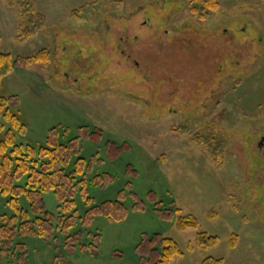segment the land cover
Listing matches in <instances>:
<instances>
[{
  "label": "rangeland",
  "instance_id": "obj_1",
  "mask_svg": "<svg viewBox=\"0 0 264 264\" xmlns=\"http://www.w3.org/2000/svg\"><path fill=\"white\" fill-rule=\"evenodd\" d=\"M216 1L218 11L200 21L190 0H0V55H48L46 64L16 68L0 81V97L16 98L10 110L24 127L23 135L14 132L16 144L43 146L52 128L66 144L87 127L102 139L83 141L65 173L72 177L77 159L103 160L90 174L73 177L78 190L69 213L53 193L43 195L56 228L51 240H1L0 264H139L135 248L143 234L178 245L181 255L170 264H264L256 148L264 133V0ZM38 16L43 21L33 32L27 18L37 23ZM25 33L33 35L21 39ZM109 141L128 152L107 161ZM211 141L221 148L218 159L208 155ZM128 165L136 178L126 176ZM105 174L113 184L94 185L93 177ZM128 183L143 212H131L126 192L124 221L98 217L82 225L85 212L116 201ZM149 192L160 211H179L171 222L159 220ZM19 204L32 222L29 204L23 198ZM73 213L75 224L64 234L57 219ZM188 215L198 229L178 230L177 220ZM19 224L0 196V227ZM199 233L218 238L217 245L196 247Z\"/></svg>",
  "mask_w": 264,
  "mask_h": 264
},
{
  "label": "trees",
  "instance_id": "obj_2",
  "mask_svg": "<svg viewBox=\"0 0 264 264\" xmlns=\"http://www.w3.org/2000/svg\"><path fill=\"white\" fill-rule=\"evenodd\" d=\"M190 3L191 14L200 21H204L208 13H215L219 9L216 0H190ZM27 13V11H22V18L27 17ZM36 19L37 23L33 22L34 18H27L33 25V32L37 29L36 26H40L43 21L40 16ZM32 35L31 33H25L21 39H27ZM47 61L48 55L44 52L30 58H16L15 60H12L9 55L1 54L0 81L16 68H26L32 64H46ZM15 99V97H0V120L3 121L0 122V196L8 199L10 209L19 217L21 224L17 228L0 227V241L5 240L10 243L16 235L20 237H37L48 241L51 240L56 228L53 227V216L45 212L43 195L53 193L64 214L73 209L72 200L78 190V186L73 185V177L90 174L95 166L103 164V160L98 159V157L90 158L89 161L77 159L72 177L65 173V169L69 166L72 157L79 155L83 141L99 143L102 139V133L97 129L89 132L87 127L79 128L77 138L69 140L66 144H60L58 129L52 128L48 131L43 146L38 145L35 149L30 146L23 148L21 145L16 144L14 132L23 135L24 127L10 110ZM220 149L214 147L213 141L207 145L208 155L212 159H218ZM128 150L129 148L126 145H117L111 141L104 145L106 160L110 162L116 161ZM125 174L127 177H137V172L130 165L126 167ZM113 182L114 178L111 175L105 174L93 177L94 185L99 187L106 188L112 185ZM80 186L82 198L90 205L91 200L87 198L84 183L80 182ZM131 191L132 185L128 183L125 185L124 190L118 193L116 201H106L99 206L90 208L82 217V225L89 226L98 217L116 223L124 221L129 214V211L122 204L127 198L126 192H129L128 196L132 198L134 203L131 212H143V203L135 194L130 193ZM22 198L29 204L30 214L35 217L32 222L29 214L19 208V200ZM146 200L156 205V194L149 192L146 195ZM159 206L160 204L156 205L158 209L155 210V214L161 221L171 222L179 213L178 210L160 211ZM40 214L43 217H38ZM11 222L15 223L16 217L12 218ZM57 222L61 223V232L68 233L75 224V213L65 219L59 217ZM177 228L180 231L196 230L198 229V222L194 217L188 215L177 220ZM69 241H73L72 238ZM235 241V237L231 239L230 248L235 247ZM217 243L218 238L209 236L206 233L196 235L195 244L198 248L210 249L216 246ZM17 247V249L24 248L23 245H17ZM189 249H192V247L189 246ZM135 254L140 259L139 264H170L173 258L181 255V252L178 245L171 239L162 238L158 234L151 237L143 234L135 248ZM220 263L219 260L206 259L202 264Z\"/></svg>",
  "mask_w": 264,
  "mask_h": 264
},
{
  "label": "flooded vegetation",
  "instance_id": "obj_3",
  "mask_svg": "<svg viewBox=\"0 0 264 264\" xmlns=\"http://www.w3.org/2000/svg\"><path fill=\"white\" fill-rule=\"evenodd\" d=\"M256 148L258 149V156H259V163L261 165V175L259 177V191H260V196H261V202L264 204V133L262 136L259 137V140L256 143Z\"/></svg>",
  "mask_w": 264,
  "mask_h": 264
}]
</instances>
